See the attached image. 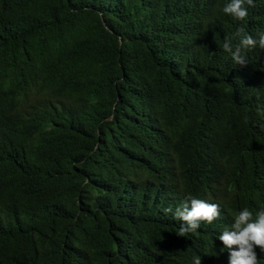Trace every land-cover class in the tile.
<instances>
[{"label": "trees", "instance_id": "1", "mask_svg": "<svg viewBox=\"0 0 264 264\" xmlns=\"http://www.w3.org/2000/svg\"><path fill=\"white\" fill-rule=\"evenodd\" d=\"M227 2L0 0V264H228L264 209V49L223 43L264 0ZM190 197L220 215L180 234Z\"/></svg>", "mask_w": 264, "mask_h": 264}, {"label": "clouds", "instance_id": "2", "mask_svg": "<svg viewBox=\"0 0 264 264\" xmlns=\"http://www.w3.org/2000/svg\"><path fill=\"white\" fill-rule=\"evenodd\" d=\"M246 5L254 6V0H228L222 12L235 21L243 22L248 16ZM235 37L239 39L236 47L233 48V38L227 37L223 49L237 65L247 63L243 50L257 46L264 49V31L253 36L238 28ZM208 201L190 197L188 203L175 209L173 218L182 222L180 234L193 233L200 229L201 222L210 224L219 217V205ZM217 239L222 242V249L229 252L228 264H264V209L259 210L255 218L248 208L241 209L233 218L231 230L223 231ZM194 264H201V257L194 258Z\"/></svg>", "mask_w": 264, "mask_h": 264}]
</instances>
